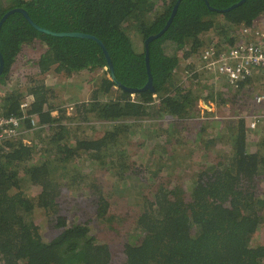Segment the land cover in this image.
I'll return each instance as SVG.
<instances>
[{
	"label": "trees",
	"instance_id": "trees-1",
	"mask_svg": "<svg viewBox=\"0 0 264 264\" xmlns=\"http://www.w3.org/2000/svg\"><path fill=\"white\" fill-rule=\"evenodd\" d=\"M177 1L0 0V20L9 10L23 8L41 27L94 35L108 50L118 81L141 89L148 81L146 40L165 27ZM208 1L181 0L170 26L149 43L154 90L135 93L116 83L97 40L42 32L20 11L7 17L0 30L4 58L0 116L22 117L21 104L31 95L27 114L36 115L38 124L52 130L42 140L43 150L36 163L31 162L38 153L36 144L28 145L20 137L0 145V264H264V243H251L264 221V199L257 194L264 154L260 149L250 150L245 119L228 123V159L199 171L188 195L180 187L161 185L152 201H145L139 214L130 217L128 231L110 209L117 194L103 191L92 180L82 185L86 178L72 175L78 171L76 162L85 157L119 178H136L134 187H141L138 178L143 169L129 175L132 164L121 147L134 133L130 121L149 114L182 119L196 115L202 90L185 88L176 79L181 71L180 52L187 49L189 56L205 48L209 43L204 34L211 30L221 38L219 45H233L231 29L252 26L264 15V0H246L228 11L223 10L240 0ZM137 37L143 41L142 50L135 47ZM31 45L33 49L43 47L33 58L40 77L32 78L25 88L8 86L14 63L24 47ZM104 68L108 69L96 81L91 98L77 105L75 117H67L65 109L53 115L57 109L53 104L55 89L45 81L46 75L62 73L72 78L82 70ZM250 79L233 87L234 92L245 89ZM219 98L221 102V95ZM65 117L70 121H109L112 127L99 138L75 137L71 126L62 122ZM23 126L31 127L29 117ZM68 176L73 179L65 180ZM78 181V187L92 190L95 196L94 211L85 220L72 217L75 208L69 213V208L60 206L62 195ZM27 186L35 188L34 194ZM131 203L139 205L140 201ZM96 219L110 227L111 237L93 230ZM44 224L51 235L42 232ZM120 233L124 235L122 245L115 243ZM126 234L133 235L128 239Z\"/></svg>",
	"mask_w": 264,
	"mask_h": 264
},
{
	"label": "rangeland",
	"instance_id": "rangeland-1",
	"mask_svg": "<svg viewBox=\"0 0 264 264\" xmlns=\"http://www.w3.org/2000/svg\"><path fill=\"white\" fill-rule=\"evenodd\" d=\"M255 24L264 26V15ZM230 31L231 34H234L238 29L234 28ZM204 39L208 43L216 39L221 40L214 30L204 34ZM32 46H25L18 56L8 79V86L19 85L25 88L32 78L40 77L37 75L39 71L34 66L33 58H37L40 55L43 47L33 49ZM135 47L138 50L143 49V41L140 37L136 38ZM186 53L187 49L180 52L181 71L180 75H176V79H179L181 86L185 88H196L198 92L202 90L200 93L202 98L212 96L215 99L212 98V102H206L209 109L204 113L199 111L198 106H196V115L188 119L169 117L162 113L158 114V116L149 114L136 122L130 121L133 124L134 133L128 136L126 143L121 147L126 149L125 159L132 164L129 175L143 169L139 173L140 178L137 177L141 187H134L133 182L135 184L138 182L135 180L136 178H119L109 169L98 164L97 161L85 157L80 158L76 162L77 170L80 173L78 171L72 172V175H82L86 178V182L80 180L82 185H85L88 181L90 183V180H92L103 191H113L117 194V197L112 200L110 209L118 219H122L120 224L123 226V230L130 226V217L139 214L141 204L145 203V201H152L154 193L161 185L167 186L168 189L180 187L188 195L190 194L191 183L195 180L199 171L208 168L210 165L217 164L219 161H225L231 156V145L227 138L228 123L235 122L238 119H245L249 125L248 141L250 150L256 151L260 149L262 154H264V120L258 123L255 129L249 123L253 114L264 112V106H258L256 103V96L264 92V70L257 71L251 77L247 87L235 93L236 88L225 86L224 82H220L215 86L213 80L198 79L197 76L191 77L188 72L191 71L188 66V60L191 55L188 56ZM107 69L104 68L97 71L82 70L75 73L72 78H68L62 73H49L46 75L44 77L45 81L49 85H53L55 89L53 104L57 109L53 110V115L58 116L61 110L65 109L67 117H75L77 105L91 98V90L100 75L103 74V71ZM219 95L222 97L221 102L220 98L218 101ZM25 98L33 101V98L29 95ZM214 100L216 105L212 106L211 103H214ZM234 100L236 101L233 102ZM225 101L226 103H224ZM191 111H193V108H191ZM216 113L220 118L215 120L213 116ZM199 114L204 116L211 115V117L210 119H203L200 118ZM62 122L71 126V129L75 131V137L99 138L106 129L112 127L111 122L97 119L70 121L65 117ZM47 126L49 127V125H45L41 129V133H39V129L30 130L25 129L23 126V130L25 129L26 132L21 135V138L28 145L33 146L36 144V151L38 150L31 162L35 161L36 163L41 157L40 153L44 145L42 140L52 130V128L45 129ZM211 139H214L213 143L210 142ZM114 154H117V152L115 151ZM155 167H157L154 169L156 172L152 173L151 168ZM67 179L71 180L73 178L68 176L65 180ZM78 183L80 182H76L73 189L65 191L62 195V204L60 206L65 209L69 208V213L75 208L72 217L85 220L86 216H89L88 213L94 211L92 199L95 196L92 190H88L86 187H78ZM27 190L33 194L35 192L33 187ZM122 193L123 195H121ZM257 194L264 199V174L259 179ZM137 201H140L139 205L131 203ZM42 213L43 211L40 214ZM261 214L262 218H264V210ZM38 217L41 219L43 216L39 215ZM99 221L96 219L92 222L93 230L102 236H106V238L111 237L110 227L107 229L105 227L106 224L103 222L97 223ZM45 225H43L42 232L45 236H49L52 232ZM134 226L130 228H134ZM132 235L126 234V237L129 239ZM123 238L124 235L120 233L115 243L122 245ZM251 243L254 245L264 243V221L252 237Z\"/></svg>",
	"mask_w": 264,
	"mask_h": 264
},
{
	"label": "built area",
	"instance_id": "built-area-1",
	"mask_svg": "<svg viewBox=\"0 0 264 264\" xmlns=\"http://www.w3.org/2000/svg\"><path fill=\"white\" fill-rule=\"evenodd\" d=\"M257 24V23H256ZM240 25L238 31L231 36L235 38L233 45L222 46L219 41H212L205 48L191 54L188 60V66L191 68V77L197 76L198 79L213 80L216 86L218 83L228 84L230 87H237L240 82L251 78L257 71L264 70V26ZM191 60V61H190ZM31 98H33L30 95ZM204 99V100H202ZM209 97H203L199 100V111L205 112L209 109L206 102H212ZM32 103L25 99L21 104L24 111L22 117L0 116V143L8 139L20 138L26 132L23 130V121L28 117L31 119L30 130L43 129L45 125L38 124L36 115H28L27 108ZM258 106H264V92L256 96ZM216 105V101L211 103ZM200 118L210 119L211 115L204 116L199 114ZM220 118L216 113L213 119ZM264 120V112L255 113L251 116L250 124L253 129L257 128L258 123Z\"/></svg>",
	"mask_w": 264,
	"mask_h": 264
},
{
	"label": "water",
	"instance_id": "water-1",
	"mask_svg": "<svg viewBox=\"0 0 264 264\" xmlns=\"http://www.w3.org/2000/svg\"><path fill=\"white\" fill-rule=\"evenodd\" d=\"M207 4H209V1L208 0H205ZM246 0H240L239 2L233 4L232 6L224 9L223 11H228V10H231L241 4H243ZM181 2V0H178L177 3L175 4L174 8H173V11H172V14L167 22V24L165 25V27L157 34H154V35H151L147 38L146 40V65H147V72H148V81L147 83L145 84V86L141 89H136V88H130V87H126L124 86L123 84L120 83V81H118V79L116 78V75H115V71H114V66H113V63H112V60L110 58V55L108 53V50L106 49L105 45L103 44V42L98 39V37L94 36V35H90V34H86V33H79V32H55V31H52V30H49L47 28H44V27H41L40 25H38L32 18L31 16L29 15L28 11L23 9V8H15V9H11L9 10L7 13H5V15L2 17V19L0 20V30H1V27H2V24L4 23V21L7 19V17L12 14L13 12L15 11H20L26 18L27 20L34 26L36 27L37 29H39L40 31L42 32H45V33H49V34H53V35H57V36H81V37H89V38H93L95 40L98 41V43L102 46V48L104 49L105 51V54L108 58V62H109V67L111 69V75L112 77L114 78V80L116 81V83L119 85V86H122L123 88H125L127 91H130L131 93H135L139 90H145V89H151V90H154L153 88V76H152V72H151V68H150V51H149V43L154 40L155 38H157L158 36H160L162 33H164L167 28L170 26V24L172 23L176 13H177V10H178V6H179V3ZM4 70V58L0 52V75L2 74Z\"/></svg>",
	"mask_w": 264,
	"mask_h": 264
}]
</instances>
